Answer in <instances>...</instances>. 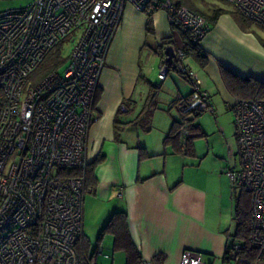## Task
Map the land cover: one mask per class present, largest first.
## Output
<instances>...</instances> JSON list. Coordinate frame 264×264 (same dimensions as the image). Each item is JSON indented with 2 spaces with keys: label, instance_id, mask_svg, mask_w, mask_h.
Returning <instances> with one entry per match:
<instances>
[{
  "label": "built area",
  "instance_id": "2783aa9c",
  "mask_svg": "<svg viewBox=\"0 0 264 264\" xmlns=\"http://www.w3.org/2000/svg\"><path fill=\"white\" fill-rule=\"evenodd\" d=\"M150 1L29 0L0 9V264H98L95 256L80 257L76 250L85 178L57 171L85 168L88 132L97 118L92 100L124 6L143 11ZM224 1L264 26V0ZM154 8L164 10L170 24L195 44L209 29L205 17L172 0ZM71 34L63 75L53 70L31 82L47 54ZM173 50L172 58L160 60L158 78L177 72L190 87L185 111L212 113L210 95L186 64L183 48ZM227 109L239 161L224 173L233 190L250 195V229L246 241L229 236L223 264H264V98H236ZM180 130L189 135L186 125ZM179 264L211 263L185 249Z\"/></svg>",
  "mask_w": 264,
  "mask_h": 264
},
{
  "label": "crops",
  "instance_id": "0c3cea01",
  "mask_svg": "<svg viewBox=\"0 0 264 264\" xmlns=\"http://www.w3.org/2000/svg\"><path fill=\"white\" fill-rule=\"evenodd\" d=\"M203 3L210 17L199 42L204 62L191 57L185 62L202 79L214 115L216 105L227 109L236 99L224 69L241 79L264 82V48L257 37L238 27L228 12L233 5L224 0ZM151 11L124 6L92 100L97 118L89 128L85 157L87 163L101 160L89 175L77 247L89 251L95 245L89 256L113 253V235L100 234L114 212L125 211L141 260L164 254L162 263L154 264H179L182 251L190 249L211 264H223L228 238L235 232L233 197L228 190L214 188L203 158L174 152L165 143L172 123L182 118L190 87L175 71L160 80L157 70L164 48L184 47L186 34L170 24L164 10ZM153 87L155 103L149 107ZM193 148L195 154L194 143ZM123 260L125 264V253Z\"/></svg>",
  "mask_w": 264,
  "mask_h": 264
},
{
  "label": "trees",
  "instance_id": "16d2710c",
  "mask_svg": "<svg viewBox=\"0 0 264 264\" xmlns=\"http://www.w3.org/2000/svg\"><path fill=\"white\" fill-rule=\"evenodd\" d=\"M173 1V0H172ZM160 2V0H152L147 5L145 10L151 9L152 11H155L154 4ZM174 3L178 6H185L188 9L202 15L203 17H208L202 10H200L198 7H196L191 2L188 3L186 0H175ZM151 11V12H152ZM238 12V10H236ZM240 19H243L246 21V23H251L253 21L246 18L244 15L240 14L238 12ZM213 18V17H211ZM184 32V31H183ZM186 34V40L184 43L183 50L185 52V57H191L198 63H203L204 61V53L199 48V43L195 44L193 43L189 35ZM166 43V41H165ZM60 44V43H59ZM55 46L45 57V59L42 61V63L39 65L37 69L42 68V77L48 74L49 72L53 70H57V67L64 64L67 60V57H63L58 45ZM49 60V61H48ZM35 69L34 72L37 70ZM33 72V73H34ZM32 73V74H33ZM31 74V75H32ZM223 76L226 79L227 84L231 88L232 91L235 93L236 98H242V99H262L264 98V82H261L259 80H256L251 77H247L244 79H241L237 76H233V74L227 70H223ZM31 77V76H30ZM155 87H153L152 95H150V98L148 99L147 106L153 107L154 106V92ZM184 110L182 113V118L180 121H175L172 123V126L165 137V143L172 146L174 152L183 153L188 156H192L194 153L193 148V142L196 137L204 135L203 131L199 127L198 124L193 123V119L201 114V112H196L194 110H187L185 111L186 106L188 105V100L185 101ZM190 113H194V118H188L187 116ZM183 125H186V128L188 130L189 135L183 136L180 133V129ZM144 151L142 148H140V156H144ZM101 158L95 159L91 163H87L84 169H61L57 171V174L61 177H73V176H79L83 175L86 182V187H88V181H89V175H93V169L94 166L98 161H100ZM245 193L246 195H244ZM236 203L234 206V220L236 221L235 226V232L234 235L236 238L246 241L249 234L250 229V195L241 190L237 197H235ZM104 233H111L113 235V244L112 248L113 250H121L125 253L126 260L125 264H141V256L139 251L136 249L134 244L131 241L128 228H127V213L125 211H117L112 214V216L108 219L107 223L105 224L102 232L100 235ZM82 237V235H81ZM81 239V238H80ZM79 239V241H80ZM79 241L77 244H80ZM76 244V250L77 248ZM82 254H79L80 257L86 256V251L81 248ZM78 252V251H77ZM227 251L225 250V254L223 256V260L225 261L228 257ZM247 257L252 256L251 250H246L245 252ZM244 253V254H245ZM252 259V258H251ZM164 260V254H157L153 257V260H151L152 264L155 263H162Z\"/></svg>",
  "mask_w": 264,
  "mask_h": 264
},
{
  "label": "rangeland",
  "instance_id": "374dc122",
  "mask_svg": "<svg viewBox=\"0 0 264 264\" xmlns=\"http://www.w3.org/2000/svg\"><path fill=\"white\" fill-rule=\"evenodd\" d=\"M29 0H0V9L5 6H20L24 5ZM156 1V0H154ZM164 1V0H160ZM175 0H173L174 2ZM188 3L194 4L203 12H206L204 7L203 0H186ZM233 15L235 21L237 22L238 27L243 32H249L253 34L259 40L260 46L264 48V26L251 22L246 23L243 19H240L234 12L233 7H231L230 11H228ZM73 34L64 38L58 48L63 57H67L70 54V51L73 47L71 42ZM49 61V60H48ZM66 66V62L57 67L58 72L63 75L64 69ZM42 68L37 69L30 77V81L35 83L42 77ZM158 73V70H157ZM218 103V102H217ZM218 111L216 114L211 115V112H202L200 115L194 118V113H190L187 117L194 118L193 123L199 124L201 129L203 130L204 135L196 137L194 139L195 146V154L189 157H198L203 158V164H206V169H208L209 174L208 178H210L211 182L214 184V188L217 190H228L227 192L231 197H233V205L235 206L236 200L235 197L238 196L240 191V187H236L235 192L231 190V183L224 173V169L234 167L238 164L239 157L237 154V145L235 142L234 136V125H233V116L230 111L224 108L223 104L216 105ZM231 192V194H230ZM246 195L245 193H243ZM230 202V201H229ZM234 209V207H233ZM234 214V210L232 212ZM232 219V216H231ZM236 221L234 217L231 222V230L232 232L235 230ZM94 243V242H93ZM81 246L77 248L79 254H82ZM83 247V246H82ZM95 245L92 249L87 251L85 248L86 256H89L93 253ZM111 250L105 251L104 254H100L96 257L98 264H122L124 263V253L122 251H115L111 246ZM117 252L119 257H114ZM106 255V256H105Z\"/></svg>",
  "mask_w": 264,
  "mask_h": 264
},
{
  "label": "water",
  "instance_id": "95a60500",
  "mask_svg": "<svg viewBox=\"0 0 264 264\" xmlns=\"http://www.w3.org/2000/svg\"><path fill=\"white\" fill-rule=\"evenodd\" d=\"M164 55L166 57V59H170L174 56V50H173V46L168 45L164 48Z\"/></svg>",
  "mask_w": 264,
  "mask_h": 264
}]
</instances>
